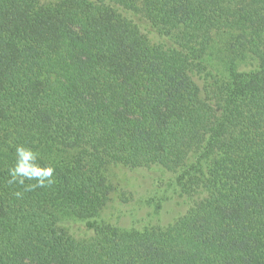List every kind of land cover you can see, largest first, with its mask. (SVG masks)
<instances>
[{"label": "trees", "instance_id": "16d2710c", "mask_svg": "<svg viewBox=\"0 0 264 264\" xmlns=\"http://www.w3.org/2000/svg\"><path fill=\"white\" fill-rule=\"evenodd\" d=\"M113 166L185 210L105 217ZM0 264H264V0H0Z\"/></svg>", "mask_w": 264, "mask_h": 264}, {"label": "rangeland", "instance_id": "374dc122", "mask_svg": "<svg viewBox=\"0 0 264 264\" xmlns=\"http://www.w3.org/2000/svg\"><path fill=\"white\" fill-rule=\"evenodd\" d=\"M110 179L117 186L116 192L112 194L111 201L105 208V217H110L112 221H120L123 224H130L135 218L149 217L152 221H159L162 224L170 222L175 215L185 210L184 200L178 196H172L171 188H167L166 182L168 174H162L157 169L151 170H125L119 167H111L109 171ZM125 191L129 196L128 200L123 202L118 193ZM160 192L172 196L171 202L165 204L162 211L155 213L154 201L150 204L146 199ZM156 194V195H157ZM164 200L156 196V202ZM120 217V218H118Z\"/></svg>", "mask_w": 264, "mask_h": 264}, {"label": "clouds", "instance_id": "9594fccd", "mask_svg": "<svg viewBox=\"0 0 264 264\" xmlns=\"http://www.w3.org/2000/svg\"><path fill=\"white\" fill-rule=\"evenodd\" d=\"M54 171L55 168L51 163L42 164L40 162L38 151L30 146L17 144L14 163L8 169L7 182L24 186L26 191H31L54 184ZM26 181H35V183L26 184ZM14 195L20 197L22 193L17 191Z\"/></svg>", "mask_w": 264, "mask_h": 264}]
</instances>
